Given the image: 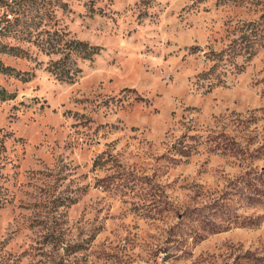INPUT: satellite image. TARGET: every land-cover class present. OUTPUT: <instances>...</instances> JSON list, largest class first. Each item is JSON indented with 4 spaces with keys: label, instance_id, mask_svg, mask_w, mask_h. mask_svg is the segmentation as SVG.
I'll return each mask as SVG.
<instances>
[{
    "label": "rangeland",
    "instance_id": "374dc122",
    "mask_svg": "<svg viewBox=\"0 0 264 264\" xmlns=\"http://www.w3.org/2000/svg\"><path fill=\"white\" fill-rule=\"evenodd\" d=\"M13 2L0 264H264V0Z\"/></svg>",
    "mask_w": 264,
    "mask_h": 264
},
{
    "label": "trees",
    "instance_id": "16d2710c",
    "mask_svg": "<svg viewBox=\"0 0 264 264\" xmlns=\"http://www.w3.org/2000/svg\"><path fill=\"white\" fill-rule=\"evenodd\" d=\"M5 0H0V37H8L13 32L18 33V27L22 24L20 20V5L18 2L13 3H4ZM251 32H244L240 34V37L243 38L242 47L249 51L250 47L255 43V45L260 42V38L262 33L258 31L257 28H253L250 30ZM246 33V34H245ZM264 35V33H263ZM53 42L50 44L51 47H57V45L64 44L63 50L61 51V58L58 60H54L51 63L49 70L53 72L57 77L61 80H72L73 74L76 71L73 65H71L72 56H79L83 59H92L93 56L99 53L100 48L96 46H92L84 41L77 40H67L64 43ZM56 44V45H55ZM19 50L17 48L4 46L0 44V54H8L18 56ZM20 72L16 70L14 67L5 64L0 59V74L19 77ZM13 98V94H10L6 88L0 85V101H6Z\"/></svg>",
    "mask_w": 264,
    "mask_h": 264
}]
</instances>
